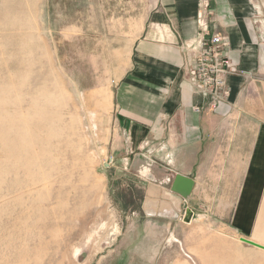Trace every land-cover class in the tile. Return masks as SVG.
I'll list each match as a JSON object with an SVG mask.
<instances>
[{
  "label": "rangeland",
  "instance_id": "obj_1",
  "mask_svg": "<svg viewBox=\"0 0 264 264\" xmlns=\"http://www.w3.org/2000/svg\"><path fill=\"white\" fill-rule=\"evenodd\" d=\"M156 1L0 0V264H264L217 224L146 228L104 165L101 100Z\"/></svg>",
  "mask_w": 264,
  "mask_h": 264
},
{
  "label": "crops",
  "instance_id": "obj_2",
  "mask_svg": "<svg viewBox=\"0 0 264 264\" xmlns=\"http://www.w3.org/2000/svg\"><path fill=\"white\" fill-rule=\"evenodd\" d=\"M209 2L238 69L229 102L194 111L201 100L181 44L196 37L199 0H157L130 65L101 100L110 113L103 161L138 180L131 213L146 228L217 224L241 248L264 252L239 241L264 247V0ZM175 176L192 181L189 193H175Z\"/></svg>",
  "mask_w": 264,
  "mask_h": 264
},
{
  "label": "built area",
  "instance_id": "obj_3",
  "mask_svg": "<svg viewBox=\"0 0 264 264\" xmlns=\"http://www.w3.org/2000/svg\"><path fill=\"white\" fill-rule=\"evenodd\" d=\"M196 37L181 44L186 53L185 75L193 96L201 100L194 107L214 111L221 103L229 102L231 90L228 78L238 72L229 57V39L212 29V11L209 0H199L195 13Z\"/></svg>",
  "mask_w": 264,
  "mask_h": 264
},
{
  "label": "water",
  "instance_id": "obj_4",
  "mask_svg": "<svg viewBox=\"0 0 264 264\" xmlns=\"http://www.w3.org/2000/svg\"><path fill=\"white\" fill-rule=\"evenodd\" d=\"M104 165H105V167L108 166L107 164H104ZM174 185L176 186V189H174L175 193L187 194L192 189L193 183H192L191 180H189L187 178H184V177H181V176H175ZM239 241L241 243H243V244H246L248 246H251V247H254V248H257V249H260V250L264 251V247L263 246H260V245H258L256 243H253L252 241H249V240L244 239V238H239Z\"/></svg>",
  "mask_w": 264,
  "mask_h": 264
}]
</instances>
